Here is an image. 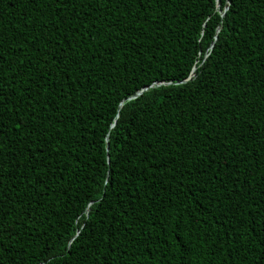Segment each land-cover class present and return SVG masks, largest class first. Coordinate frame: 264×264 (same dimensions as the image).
Returning a JSON list of instances; mask_svg holds the SVG:
<instances>
[{
  "label": "trees",
  "instance_id": "1",
  "mask_svg": "<svg viewBox=\"0 0 264 264\" xmlns=\"http://www.w3.org/2000/svg\"><path fill=\"white\" fill-rule=\"evenodd\" d=\"M0 96V264H264V0H0Z\"/></svg>",
  "mask_w": 264,
  "mask_h": 264
},
{
  "label": "water",
  "instance_id": "2",
  "mask_svg": "<svg viewBox=\"0 0 264 264\" xmlns=\"http://www.w3.org/2000/svg\"><path fill=\"white\" fill-rule=\"evenodd\" d=\"M226 10H227V8L224 9L223 13H224ZM223 13H222V16L224 15ZM211 47H212V45H211ZM191 77H192V75L187 79V81L190 80ZM156 85H157V84H154V86H156ZM150 88H152V86H149V87H147V88H143L141 91L137 92L134 96H132V97L129 98L128 100L137 98V97L140 96L143 92L147 91V90L150 89ZM121 104H122V103H121ZM121 104L119 105V107L121 106Z\"/></svg>",
  "mask_w": 264,
  "mask_h": 264
},
{
  "label": "snow or ice",
  "instance_id": "3",
  "mask_svg": "<svg viewBox=\"0 0 264 264\" xmlns=\"http://www.w3.org/2000/svg\"><path fill=\"white\" fill-rule=\"evenodd\" d=\"M4 98L2 96H0V100H3Z\"/></svg>",
  "mask_w": 264,
  "mask_h": 264
}]
</instances>
